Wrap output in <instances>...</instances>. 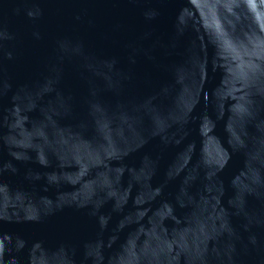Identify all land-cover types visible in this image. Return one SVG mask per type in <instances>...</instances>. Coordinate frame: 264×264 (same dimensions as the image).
I'll use <instances>...</instances> for the list:
<instances>
[{
  "label": "water",
  "instance_id": "1",
  "mask_svg": "<svg viewBox=\"0 0 264 264\" xmlns=\"http://www.w3.org/2000/svg\"><path fill=\"white\" fill-rule=\"evenodd\" d=\"M0 264H264V0H0Z\"/></svg>",
  "mask_w": 264,
  "mask_h": 264
}]
</instances>
